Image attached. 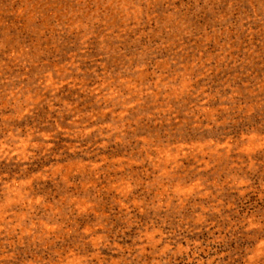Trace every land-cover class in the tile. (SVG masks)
<instances>
[{"label": "rangeland", "instance_id": "374dc122", "mask_svg": "<svg viewBox=\"0 0 264 264\" xmlns=\"http://www.w3.org/2000/svg\"><path fill=\"white\" fill-rule=\"evenodd\" d=\"M0 264H264V0H0Z\"/></svg>", "mask_w": 264, "mask_h": 264}]
</instances>
